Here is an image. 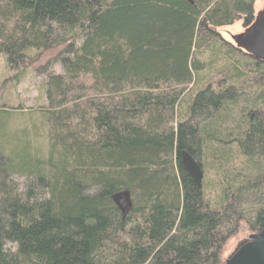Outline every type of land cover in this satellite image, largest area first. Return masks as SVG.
<instances>
[{
    "label": "trees",
    "instance_id": "obj_1",
    "mask_svg": "<svg viewBox=\"0 0 264 264\" xmlns=\"http://www.w3.org/2000/svg\"><path fill=\"white\" fill-rule=\"evenodd\" d=\"M255 5L0 0L7 73L44 77L0 103V264H224L264 232V62L219 31Z\"/></svg>",
    "mask_w": 264,
    "mask_h": 264
},
{
    "label": "water",
    "instance_id": "obj_2",
    "mask_svg": "<svg viewBox=\"0 0 264 264\" xmlns=\"http://www.w3.org/2000/svg\"><path fill=\"white\" fill-rule=\"evenodd\" d=\"M236 47L264 62V6L256 14L252 26L239 35L231 36ZM181 161L185 170L194 179L197 187L201 186L203 173L196 160L187 152H182ZM121 207L127 205L126 196L119 197ZM226 264H264V232L250 235L248 243L242 245Z\"/></svg>",
    "mask_w": 264,
    "mask_h": 264
},
{
    "label": "rangeland",
    "instance_id": "obj_3",
    "mask_svg": "<svg viewBox=\"0 0 264 264\" xmlns=\"http://www.w3.org/2000/svg\"><path fill=\"white\" fill-rule=\"evenodd\" d=\"M263 6L264 0H256V13L260 12ZM219 31L224 39L234 43L231 36L243 33L244 28L242 22H237L233 26L222 28ZM43 80V76H37L33 70H28L25 77L20 82H16L13 80V73H7L4 59L0 58V103L12 108H17L21 104L24 111H27L28 108L39 103L40 84ZM249 236V231L244 229L227 243L222 256L224 264Z\"/></svg>",
    "mask_w": 264,
    "mask_h": 264
},
{
    "label": "flooded vegetation",
    "instance_id": "obj_4",
    "mask_svg": "<svg viewBox=\"0 0 264 264\" xmlns=\"http://www.w3.org/2000/svg\"><path fill=\"white\" fill-rule=\"evenodd\" d=\"M251 26H252V25H251ZM248 28H249V27H248ZM248 28H246V29H248ZM246 29H244V31H245ZM246 243H248L247 240H245V242H244L243 244H241V246L244 245V244H246ZM241 246H240V247H241ZM240 247H239V248H240ZM239 248H238V249H239ZM238 249H237V250H238ZM237 250H236V251H237ZM236 251H235V252H236ZM235 252H234V253H235Z\"/></svg>",
    "mask_w": 264,
    "mask_h": 264
}]
</instances>
